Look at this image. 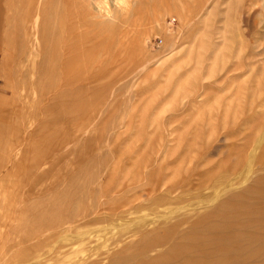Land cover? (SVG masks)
I'll list each match as a JSON object with an SVG mask.
<instances>
[{
    "label": "rangeland",
    "instance_id": "rangeland-1",
    "mask_svg": "<svg viewBox=\"0 0 264 264\" xmlns=\"http://www.w3.org/2000/svg\"><path fill=\"white\" fill-rule=\"evenodd\" d=\"M207 1L0 0V264H264V27Z\"/></svg>",
    "mask_w": 264,
    "mask_h": 264
},
{
    "label": "bare ground",
    "instance_id": "bare-ground-1",
    "mask_svg": "<svg viewBox=\"0 0 264 264\" xmlns=\"http://www.w3.org/2000/svg\"><path fill=\"white\" fill-rule=\"evenodd\" d=\"M211 1V0H210ZM209 1V2H210ZM220 1V0H219ZM208 1L206 2L207 4L209 3ZM213 2V1H212ZM212 2L210 3V4H212ZM242 13H243V19L245 20V23H246V27L249 29L248 30V32H250V30H252L253 29V31H255V30H258L260 27H264V0H242ZM40 4V3H39ZM201 5H203V4H201ZM200 5V6H201ZM206 5V4H205ZM211 6V5H210ZM200 8V7H199ZM205 8V7H204ZM209 10V9H208ZM203 11V10H202ZM201 13V12H200ZM203 13V12H202ZM259 18L258 20H256V18ZM254 19L256 20V21H254ZM182 20V19H181ZM195 29V28H194ZM251 34H249V36H250ZM246 36V35H245ZM251 37V36H250ZM248 41V40H247ZM251 44V43H250ZM246 45V44H245ZM243 48V47H242ZM248 49H249V46H248ZM260 52V51H259ZM255 57V56H254ZM246 60V59H245ZM243 61V60H242ZM253 61V60H252ZM252 61H250V62H252ZM245 62V61H244ZM243 63V62H242ZM241 68H243V67H241ZM245 68V67H244ZM250 68V67H249ZM251 69V68H250ZM257 69V68H256ZM244 70V69H243ZM247 71V70H246ZM258 71V70H257ZM243 72V71H242ZM257 74H258V72H257ZM245 77V76H244ZM15 80V79H14ZM248 80V79H247ZM249 80H251L250 78H249ZM246 82V81H245ZM247 83V82H246ZM263 85V84H262ZM244 86V85H243ZM246 87V86H245ZM249 87V86H248ZM249 88H251V87H249ZM254 89V88H253ZM245 90V89H244ZM244 90H242V91H244ZM247 91H250V90H247ZM243 93H245V91L243 92ZM262 93H264V92H262ZM247 93H245V95H246ZM251 94V93H250ZM262 96H264V95H262ZM258 103V102H257ZM251 104V103H250ZM253 104H255V103H253ZM252 109H253V107H252ZM251 109V110H252ZM255 110V109H254ZM253 113V112H252ZM12 171V170H11ZM10 172V171H9ZM4 175V174H3ZM8 175V174H7ZM259 179V178H258ZM257 181H260V182H263V181H261V180H257ZM256 184V183H255ZM257 184H258V182H257ZM260 184V183H259ZM263 186V185H262ZM219 187V186H218ZM255 187H256V185H255ZM259 188H261V187H259ZM258 188V189H259ZM234 189V188H233ZM257 189V188H256ZM232 190V189H231ZM251 190V189H250ZM260 190V189H259ZM168 191V190H167ZM262 192V191H261ZM226 193H227V191H226ZM223 194V193H222ZM261 194V193H260ZM204 201V200H203ZM214 201V200H213ZM217 201H218V197H217ZM216 201V202H217ZM218 204V203H217ZM213 206V205H212ZM219 205H217V207H218ZM243 207V206H242ZM264 207V206H263ZM222 208V207H221ZM219 209V208H218ZM223 209V208H222ZM214 211V210H213ZM212 211V212H213ZM219 211V210H218ZM225 211V210H224ZM244 211V210H243ZM100 212V211H99ZM190 212V211H189ZM242 212V211H241ZM87 213V212H86ZM208 213V212H207ZM87 215V214H86ZM95 215V214H94ZM185 216H183L180 220H186V219H191L192 217L194 218L195 216H193L192 214H184ZM204 215V214H203ZM210 215V214H209ZM168 216V215H167ZM85 217V216H84ZM202 217V216H201ZM207 217V216H206ZM214 217V216H213ZM204 218V217H203ZM79 219V218H78ZM177 219V218H176ZM208 219V218H207ZM206 219V220H207ZM178 220V219H177ZM177 220H175V221H177ZM191 220H193V219H191ZM196 220H198V219H196ZM203 220V219H202ZM205 220V219H204ZM208 221H209V219H208ZM254 221V220H253ZM84 222V221H83ZM168 222H171V221H168ZM178 222V221H177ZM186 222V221H185ZM175 223V222H174ZM208 223V222H207ZM167 224V223H166ZM181 224V223H180ZM186 224V223H185ZM202 224V223H201ZM86 225V224H85ZM181 225H183V224H181ZM92 226V225H91ZM168 226V225H167ZM176 226V225H175ZM84 227V226H83ZM89 227V226H88ZM170 227V226H169ZM246 229L244 230V233H243V235L245 236L246 234H247V231H249V230H252V229H255V230H257L256 231V233H258L259 235H263L261 238H262V244H261V242H260V244L262 245V247H261V249L259 250V252H252V251H250V249L252 248H250L249 247V244H246V245H244L243 246V248H242V250L246 253L247 251V253H249V254H247V256L249 257V256H251V257H258V256H260V255H258L259 253H264V225L262 224V222H261V220L259 221V222H254V223H247L246 224V226H244ZM178 231V230H177ZM177 231H175V232H177ZM254 233V232H253ZM255 233V234H256ZM176 234V233H175ZM255 234H253V235H251V233H248L247 235H246V237H252L253 239H254V235ZM244 236H242V239H244ZM254 236V237H253ZM257 236V235H256ZM187 237V236H186ZM31 238V237H30ZM182 239V238H181ZM183 239H184V237H183ZM255 241H257V240H255ZM209 242V241H208ZM237 243V242H236ZM143 244V243H142ZM206 244V243H205ZM184 245V244H183ZM254 245V244H253ZM256 245V244H255ZM21 246V245H20ZM29 246V245H28ZM145 246V245H144ZM177 246H179V245H177ZM182 246V245H181ZM185 246V245H184ZM22 247V246H21ZM240 249V248H239ZM241 250V251H242ZM19 251V250H18ZM240 251V250H239ZM250 251V252H249ZM120 252V251H119ZM181 252V251H180ZM117 254H118V256H119V254L120 253H118V251L116 252ZM116 253H115V255H116ZM121 253H122V251H121ZM15 254V253H14ZM234 254V253H233ZM3 255V254H2ZM245 255V254H244ZM15 257V256H14ZM181 256H179V258H180ZM127 258V257H126ZM173 258V257H172ZM42 259V258H41ZM96 260V259H95ZM253 260V259H252ZM261 260V259H260ZM28 261V260H27ZM176 261V260H175ZM201 261H203V260H201ZM95 262V261H94ZM254 262V261H253ZM240 263V262H239ZM238 264V263H237ZM242 264V263H241ZM245 264V263H244Z\"/></svg>",
    "mask_w": 264,
    "mask_h": 264
},
{
    "label": "built area",
    "instance_id": "built-area-1",
    "mask_svg": "<svg viewBox=\"0 0 264 264\" xmlns=\"http://www.w3.org/2000/svg\"><path fill=\"white\" fill-rule=\"evenodd\" d=\"M174 21V20H173ZM162 42V41H161Z\"/></svg>",
    "mask_w": 264,
    "mask_h": 264
}]
</instances>
